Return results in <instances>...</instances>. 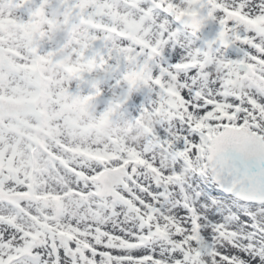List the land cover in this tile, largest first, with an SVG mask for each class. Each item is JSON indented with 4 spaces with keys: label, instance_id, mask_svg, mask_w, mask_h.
<instances>
[{
    "label": "snow or ice",
    "instance_id": "obj_1",
    "mask_svg": "<svg viewBox=\"0 0 264 264\" xmlns=\"http://www.w3.org/2000/svg\"><path fill=\"white\" fill-rule=\"evenodd\" d=\"M0 264H264V0H0Z\"/></svg>",
    "mask_w": 264,
    "mask_h": 264
}]
</instances>
